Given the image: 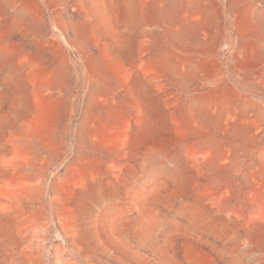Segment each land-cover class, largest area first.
I'll return each instance as SVG.
<instances>
[{
  "label": "rangeland",
  "instance_id": "1",
  "mask_svg": "<svg viewBox=\"0 0 264 264\" xmlns=\"http://www.w3.org/2000/svg\"><path fill=\"white\" fill-rule=\"evenodd\" d=\"M0 264H264V0H0Z\"/></svg>",
  "mask_w": 264,
  "mask_h": 264
}]
</instances>
